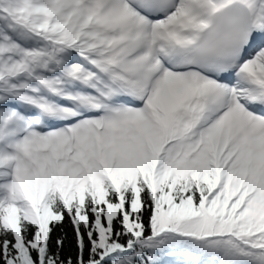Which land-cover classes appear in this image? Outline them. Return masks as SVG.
Masks as SVG:
<instances>
[{"label":"snow or ice","instance_id":"obj_1","mask_svg":"<svg viewBox=\"0 0 264 264\" xmlns=\"http://www.w3.org/2000/svg\"><path fill=\"white\" fill-rule=\"evenodd\" d=\"M0 264H264V0H0Z\"/></svg>","mask_w":264,"mask_h":264},{"label":"trees","instance_id":"obj_2","mask_svg":"<svg viewBox=\"0 0 264 264\" xmlns=\"http://www.w3.org/2000/svg\"><path fill=\"white\" fill-rule=\"evenodd\" d=\"M56 235L65 236V252L75 253L76 251V239L75 233L70 222L65 223L63 229H57Z\"/></svg>","mask_w":264,"mask_h":264}]
</instances>
